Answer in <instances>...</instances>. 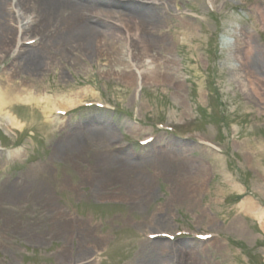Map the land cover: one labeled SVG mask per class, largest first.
Masks as SVG:
<instances>
[{
  "label": "rangeland",
  "instance_id": "obj_1",
  "mask_svg": "<svg viewBox=\"0 0 264 264\" xmlns=\"http://www.w3.org/2000/svg\"><path fill=\"white\" fill-rule=\"evenodd\" d=\"M110 1L131 20L133 0ZM134 1L161 12L148 58L47 54L54 67L26 88L88 96L54 121L47 104L22 102L6 109L19 123L0 119V264H264V228L241 208L264 207V106L235 71L248 38L264 63V0ZM30 4L6 11L2 84L28 78L10 42L39 21ZM91 126L99 135L83 137ZM72 136L83 142L67 152Z\"/></svg>",
  "mask_w": 264,
  "mask_h": 264
},
{
  "label": "bare ground",
  "instance_id": "obj_2",
  "mask_svg": "<svg viewBox=\"0 0 264 264\" xmlns=\"http://www.w3.org/2000/svg\"><path fill=\"white\" fill-rule=\"evenodd\" d=\"M128 1L126 3H129ZM10 2L11 0H0V43L3 44L1 49L9 46V40H7L9 32L5 29L4 23L5 21L9 22L6 11L10 7ZM31 2L35 3L39 9L37 16L40 18L39 21L36 19L35 21L19 22L15 28L17 35H15L14 43L10 42L13 45V52H17L13 61L14 66L20 70V74L24 73L28 78L22 83H17L12 79L13 75L10 74L7 76V84L0 83V119L7 118L11 127L19 123L17 117L6 111L13 102H22L27 105L45 103L52 113L50 119L54 121L53 113L61 114L62 111L64 113L74 104H77L79 99L88 96V92H82L83 96L77 94L74 97L49 95L47 91L54 92L55 87H57L54 85L47 86L45 95L26 88L24 85L26 82L34 84L36 78L43 75L49 67H54L53 61L51 63L47 61V54L50 58H55L56 54L58 55L57 52H62L70 64L72 61L81 58V55L86 58L87 56L95 58V55L99 54L107 55L110 58L114 56L113 58H115V55L123 53L124 50L128 58L137 55L148 58L151 53L149 51L150 45L156 41L155 26L161 22L160 11L142 10V7H137L140 4L134 0L133 3L130 2L126 6L128 9L130 8L132 13L131 20L125 18L126 14L113 9L114 3L112 4L110 0H17V3L22 7ZM37 21L38 23H35ZM34 27L38 28L37 33L40 36L36 41L38 46L28 47L26 44H31L33 41L27 40L25 32H35ZM117 39L124 41V48L117 47L118 42H120ZM249 39L246 40L244 46L236 50L238 53L236 58L239 64L241 63L238 69H235L236 76L241 77L242 72H245L249 91L264 106L262 85L264 82V63L254 55L255 47ZM262 59L264 60V58ZM132 62L131 67L136 72L137 80H135L131 70L128 78L132 85H143V73L139 69L140 67L138 68ZM37 86L38 91H40L42 87L39 84ZM93 131L94 127L91 126L86 128L82 135L83 137L99 135ZM82 140L78 136H72L64 145V149L67 152L77 149L81 146ZM127 160L130 161L132 158L116 156L112 159L113 163L118 165H124ZM178 167H182V165H169L168 168L180 172L181 169ZM241 208L254 213L253 216L260 221L264 228V207H258L255 202L247 200L241 204ZM148 264H152L151 261Z\"/></svg>",
  "mask_w": 264,
  "mask_h": 264
}]
</instances>
